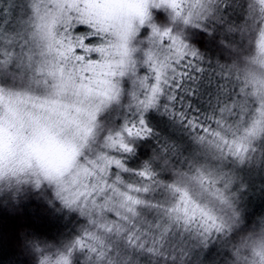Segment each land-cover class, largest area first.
<instances>
[{
  "label": "snow or ice",
  "instance_id": "1",
  "mask_svg": "<svg viewBox=\"0 0 264 264\" xmlns=\"http://www.w3.org/2000/svg\"><path fill=\"white\" fill-rule=\"evenodd\" d=\"M168 7L177 23L160 36L157 47L171 75L162 81L155 71L147 76L148 69L142 67L139 72L145 74L143 78L123 80L129 107L125 109L121 103L119 118L115 120L119 139L113 144H118L120 151L96 159L99 167L95 173L102 183L94 182L87 170L82 178L69 179L68 166L48 154L47 134L44 141L36 143L23 139L14 127L0 122V193L38 196L43 202L36 205L37 211L43 207L57 222L69 216L83 225L77 233L78 240L51 254H45L37 245L39 264H69V249L77 246L82 249L78 255L85 257V264H206L217 251L213 237L219 240L225 230L231 229L241 200L260 208L258 215L264 226V177L258 182L238 180L232 157L237 155L239 138L234 137L229 145L217 135H232L227 125L241 117V97L235 89L224 90L221 81L225 77L222 71L217 72L223 66L214 64L210 55L206 58L210 51L207 45L194 47L185 43V33L193 31L192 25L197 26L200 36H206L209 29L213 38L222 35L225 25L227 33H243L248 24L245 14L255 18L259 13L264 17V0H245L242 6L237 0H168ZM30 11L22 0H0V72L5 74L0 77V92L8 86L9 76L14 79L18 74L27 76L35 71L34 65L26 63L32 51L28 36ZM181 22L188 26L184 32L178 30ZM66 27L67 31L64 25L60 31L64 32L75 64L87 67L102 59L100 46L106 42V33L101 35L75 19ZM147 33L145 28L141 34ZM152 34L157 37L159 30L153 28ZM201 47L206 51L202 52ZM261 48L264 49V33ZM151 60L149 56L150 66ZM95 116L96 112L90 111L89 121H94ZM258 127L260 121L253 123L252 130ZM145 144L151 146L153 154L140 163V157L147 155L137 149ZM117 156L121 158H111ZM160 159L174 162V179L172 173L162 175L157 163ZM34 162L38 169L33 167ZM133 168L143 171H130ZM261 171L264 172V161ZM158 177L174 183H165L151 197H145L153 201L147 206L134 198L141 194L138 190L126 187H156L161 180ZM33 203L36 201L29 197L28 204L22 206L27 208ZM65 208L77 209L84 219H79L77 212L64 213ZM114 210H123L131 224L121 220ZM56 212L64 215L57 216ZM108 221L119 224L113 227ZM36 234L44 233L37 229ZM243 246L252 248L259 264H264V240L244 242ZM0 264H14L4 255L2 244ZM76 264H80L79 259Z\"/></svg>",
  "mask_w": 264,
  "mask_h": 264
},
{
  "label": "rangeland",
  "instance_id": "2",
  "mask_svg": "<svg viewBox=\"0 0 264 264\" xmlns=\"http://www.w3.org/2000/svg\"><path fill=\"white\" fill-rule=\"evenodd\" d=\"M22 2L31 10L28 17V36L32 51L26 63L34 65L35 71L29 72L27 76L18 74L14 79L9 76L14 82L0 92V122L14 127L23 139L36 143L44 141L47 134L50 138L47 151L53 159H61L63 147L70 142V137L66 134L69 129H75L77 135H88L94 123L88 119L90 111L97 113L118 100L128 102L123 88L125 78H143L145 74L139 72L142 67L148 69L147 76L151 77L155 71L162 81L171 75L170 67L159 52L158 41L153 34L152 38L144 39L154 27L150 26L143 38L139 35L144 27H148L144 24L149 21L151 9L171 11L168 0ZM70 12L76 15H69ZM73 19L95 28L101 35L107 34L106 43L100 46L103 52L99 62L87 67L75 64L71 50L65 44L64 32L60 31L62 25L67 31L66 26L71 24ZM261 35L257 46L261 64L264 66ZM138 39L147 41L150 45L141 50ZM149 56L152 57L151 66ZM29 74L31 79L27 80L26 87L21 90L22 82ZM4 75L0 72V77ZM262 82L264 84V81ZM256 109L257 107L249 115L251 127L254 122L263 120L262 111L257 112ZM230 136L239 138L237 142L240 146L235 149L237 155L234 157L247 154L246 140L238 133ZM33 167L38 169V164L34 162ZM92 179L102 183L99 175L92 176ZM239 225L240 218L236 216L234 222H231V233L237 231L242 241V245L236 248H241L244 242L253 244L264 240V231L258 234L251 231L253 235L249 236V232L238 229ZM242 255L248 257L247 264H259V258L253 255L252 248L244 247ZM236 264H246V261L237 260Z\"/></svg>",
  "mask_w": 264,
  "mask_h": 264
},
{
  "label": "trees",
  "instance_id": "3",
  "mask_svg": "<svg viewBox=\"0 0 264 264\" xmlns=\"http://www.w3.org/2000/svg\"><path fill=\"white\" fill-rule=\"evenodd\" d=\"M237 4L243 5V0H237ZM149 14V21H146L144 27L140 31V38L144 35L141 33L145 28L149 29L150 26L155 27L156 23L160 22L158 12L164 13L169 19L172 18L170 12H166L160 9H151ZM237 14H240V8L236 9ZM235 19V17H234ZM185 25H179V31L184 32ZM262 33L258 25L247 24L245 31L239 34V37L233 33H227L216 36L215 38L208 36L206 39H200V35L190 30L185 35L188 39L186 43L197 46L193 43L194 40H200L201 43L208 46L210 49L206 53L212 57L214 64L223 66L222 69L218 68L217 72H223L225 79L221 81L224 84V90L231 92L235 89L241 97L240 105L243 116L237 120L228 122V130L232 134L238 133L240 137L244 138L248 144L247 154L242 157H235V174L236 177L243 176V181L246 182H258L260 178L264 177V172L261 171V162L264 161V153H253L249 148V144L252 141V137L258 134L262 130L264 125V109H262V121L260 127L253 131L252 127L248 133H244L246 126L250 124V113L257 107L258 99H264V66L261 64V55L258 51L257 41ZM218 37H227L228 47L219 43ZM106 41V39H105ZM106 43V42H105ZM137 43L141 46V50L144 46H149L147 41H139ZM202 52L206 50L200 48ZM231 69V71H228ZM260 78V79H259ZM258 79V80H257ZM9 84L12 85L14 80L9 78ZM243 89V91H241ZM239 131V132H238ZM147 146V144H145ZM147 155V151H145ZM239 162V163H238ZM162 170V175L172 173L173 179L175 178L174 162L169 161L165 163L163 159L157 161ZM178 168V165H175ZM161 179L160 177H158ZM162 180V179H161ZM164 181V180H163ZM172 180L165 181L170 183ZM6 192V190H5ZM4 196L3 200H0V244L3 246V252L6 257L11 258L14 264H36V260L39 257V253L36 251V246H43L45 251H51L59 245L67 243L65 239L66 233H61L59 222L51 219L46 208L41 207L37 211V204L42 203L40 197L26 194L25 192L13 193ZM29 197L36 203L31 204L25 208L22 205L28 204ZM237 206L238 216L240 218V225L238 229H242V232H257L256 234L264 231V226L260 223V217L258 213L260 208L258 206L247 205L245 201L241 200ZM37 229L44 233L43 235H37ZM235 229V228H234ZM236 230V229H235ZM244 234V233H243ZM253 234V233H252ZM241 238L236 233H231L229 238L220 241L221 249L231 244L232 248L242 245ZM219 255V253H217ZM228 255V253H224ZM223 259V256H221Z\"/></svg>",
  "mask_w": 264,
  "mask_h": 264
},
{
  "label": "clouds",
  "instance_id": "4",
  "mask_svg": "<svg viewBox=\"0 0 264 264\" xmlns=\"http://www.w3.org/2000/svg\"><path fill=\"white\" fill-rule=\"evenodd\" d=\"M245 3V0H243V4ZM160 13V12H158ZM160 22L156 23L155 27L159 30V35L155 37L157 41H159L160 36L166 31L171 28H173L176 25V21H174L172 18L169 19L164 13L163 15H160ZM244 20L248 21V24L250 25H258L260 30H264V17L260 16L259 13H257L256 17H250L245 14ZM244 21H240V24H243ZM181 24H183L181 22ZM185 27H188L185 25ZM193 28V31L196 32V25L191 26ZM227 25H225V31L227 29ZM199 31H203V29H199ZM245 31V29H244ZM243 31V32H244ZM241 32L239 30H235L233 34L239 37V34ZM212 32L209 29L208 34L206 36H200V39H206L208 36H211ZM152 38V32L151 29L149 30L148 36L144 37L145 40ZM219 43L225 45V47H228L227 39L224 37H218ZM193 43H195L197 46H200V40H194ZM31 79V74H29L28 78L22 82L21 90H24V87L27 85V80ZM121 103H123V107L125 109H128L129 104L128 102H124L123 100L114 101L112 104H109L106 108L100 109L95 116L94 123L92 127L88 131V135L85 136L84 133H80L77 135L75 129H69L67 131V135L70 137V142L67 143L63 149H62V156L60 159V162L68 166L70 177L69 179H72L74 177H83L85 174V170H87V174L90 176H95V169L99 167V165L96 164V159L101 156H107L109 152H119L120 148L118 144H113V141L118 140V132L114 129H116L115 120L119 118V111L118 109L121 106ZM116 109L115 111H112L113 109ZM264 109V99H258L257 103V112ZM111 113V115H109ZM103 117V119L101 118ZM221 127H224V124L221 125ZM251 126L249 125L246 127L243 131L244 133L249 132V128ZM262 130L254 135L252 137V141L249 144V148L253 153H264V125L261 126ZM218 138L222 139L223 142L228 143L231 145L233 143V138L231 136H223L222 134L218 133ZM109 137H112V140L109 139ZM101 149L104 151L101 152ZM137 151L144 152L147 151V156L140 157V163H143L146 161L147 157L152 156L153 149L150 145H142L140 146ZM95 154V155H93ZM229 153L225 149V155L227 156ZM113 159H118L121 157H111ZM235 159V157H233ZM239 163V162H238ZM92 165V168H89L88 166ZM127 167V165L125 166ZM178 170V168H177ZM130 171L139 172L143 171L142 168L140 169H130ZM147 179V177H146ZM159 179V178H158ZM239 179H243V176L241 175ZM155 183V182H153ZM170 183H174V180ZM165 184V181L160 180V183L156 185V187H152V185H148L146 187H142L141 185L133 184L131 186L126 184V187H129V189H136L141 194L139 196H134L135 199H139L143 201V205L147 206L153 201L151 199H145V197H151L152 194H154L160 187ZM51 207V206H50ZM115 211V210H114ZM71 212H77V216L79 219H84V217L79 215V212L77 209H64V213H71ZM115 214L120 217L121 220H127L128 224H131V220L124 214V211H115ZM55 215L60 216L64 215L62 213L56 212ZM138 215V213H137ZM238 217V214H237ZM110 225L113 227L117 226L119 224V221H108ZM60 231L61 233H66L65 239L67 240V243L63 245H59L52 249L51 251H45V248L43 246H40V250L44 251L45 254H51V252L56 251L59 248H62V246L71 244L75 240L79 239V236L77 233L80 231L81 227L83 225L78 224L76 220L70 219L69 216H65L64 219L59 221ZM121 230H126L123 227H121ZM231 235V229L225 230L223 234H221L220 239L217 240L216 237H213V241L217 244V251L213 252L211 256L206 261V264H236L237 260H246L248 259L247 256H243L242 252L244 251V246H241L239 248L240 255L237 256V248L233 249L231 244H229L227 247L224 248V251L221 252V244L220 241H223L225 238L229 237ZM249 236H252V232L250 231L248 233ZM205 250H207V245L205 244ZM82 249L77 246L75 249H69V252L72 253L69 257V264H76V261L79 259L80 264H85V257L78 255ZM219 253V255L217 254ZM224 253H228V255H225ZM160 255H166V253H160ZM187 255V254H186ZM251 255V253H249ZM221 256H223V259H221ZM173 257H168V259H172ZM40 257L37 258L36 264H39ZM183 260V258H181ZM161 264L163 262L161 261Z\"/></svg>",
  "mask_w": 264,
  "mask_h": 264
}]
</instances>
